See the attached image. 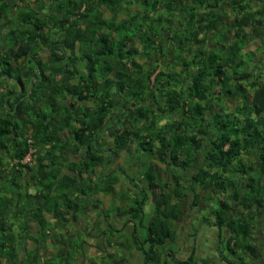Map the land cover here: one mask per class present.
<instances>
[{"label":"trees","instance_id":"16d2710c","mask_svg":"<svg viewBox=\"0 0 264 264\" xmlns=\"http://www.w3.org/2000/svg\"><path fill=\"white\" fill-rule=\"evenodd\" d=\"M256 40L262 55L264 0H0V263L70 264L67 226L125 180L134 192L113 211L144 229L131 231L142 264L166 263L188 194L213 200L231 254L264 263L249 241L264 218V72L243 51ZM121 153L135 175L113 165Z\"/></svg>","mask_w":264,"mask_h":264},{"label":"rangeland","instance_id":"374dc122","mask_svg":"<svg viewBox=\"0 0 264 264\" xmlns=\"http://www.w3.org/2000/svg\"><path fill=\"white\" fill-rule=\"evenodd\" d=\"M259 6V5H258ZM222 7V6H221ZM224 7V6H223ZM229 6H225L226 10V16L225 19L223 20V26L225 25H230L233 20V15L235 12L231 9L228 8ZM256 8V6H253ZM252 8V7H251ZM258 8V7H257ZM250 10V9H249ZM105 15L108 16V12L105 10ZM163 20V19H162ZM259 41H251L246 43L243 46V51H248L250 54L251 64L249 66L250 71H256V72H264V54L260 55L257 46H258ZM261 56V57H260ZM162 64V63H161ZM251 96V95H250ZM234 100L229 97L228 103L230 105H234ZM108 139V137L106 136ZM245 160L248 161V159L251 160L250 157L243 156ZM248 158V159H247ZM144 160H151L154 161L156 164V169H157V175L158 178L161 181L167 180L171 181L173 179L172 176H170L169 172L166 170L165 166L161 164L155 156H150L146 155L144 156ZM113 165H121L125 166L126 172L129 175H135L134 169H132L129 164L127 165L125 163V154L121 153L120 155H114V160H113ZM125 180V179H124ZM129 181L125 180L122 181L121 183L117 184L115 186V189L113 193L110 195H107L103 192L97 193L96 196L101 198L102 201L104 202V207L109 206L110 204L114 202H119V204H125L123 203V200L121 199L120 195L125 192L128 194L129 192L133 193L134 188L131 185V183H128ZM85 183H88L86 180ZM34 187V186H32ZM32 191H35L34 188L31 189ZM148 200H145V204L143 205V209L146 214H150L153 211V202L152 199L155 198L156 194L152 191H148ZM221 196V195H219ZM211 199V198H210ZM206 200V199H200L197 205H192V195L188 194L184 198L183 202V214L178 219L175 223V227L177 229V239L175 242L168 243L165 245V251L163 249V253H165L167 250L168 252H171L172 255L176 256L177 260L173 261L170 258L167 259V262L165 264H180L181 261L185 259L188 254H190L189 248H192L193 246L195 247V243H198L199 246L202 248V253L199 255L202 260L205 259V257L210 254V262L213 260V257L217 260L216 264H221L220 259L221 258L218 253H222L226 257L230 259H234L232 255H230V252L228 251L227 248H218L215 251V246L213 244L216 242V245L219 244V238H218V228L217 226L213 225L212 221L208 222L207 218H210V210L214 208V203L213 200ZM208 203V204H207ZM118 204V205H119ZM115 205V204H114ZM111 214V217L115 216L116 213L112 210L109 211H102V209L96 210L93 207H90L86 213L91 214V216L88 218L87 214H82L80 215V220L73 226L72 224H69L68 227V232L72 234L73 236V243H75L78 247L77 252L75 256H73V260H71L70 264H101V260H103L104 264H116L113 260L117 261L118 264H142L143 259L142 255L140 252L138 253L137 256H134V258H131V260L125 261L124 254L128 249V246H131L130 243L131 241V236L132 233L131 231L133 229H136V233L139 236H142L144 233V229L139 225L137 220H131L129 222H126L125 216H119L117 218H106L105 213ZM47 217L49 218V215L46 214ZM259 215V214H258ZM84 216V217H83ZM127 216V215H126ZM92 217V218H91ZM98 217V218H97ZM207 217V218H203ZM50 221H53V219L49 218ZM98 220L99 221V227L96 225V229L94 230L92 227V221ZM144 221L147 220V218H143ZM134 221V222H133ZM126 222V223H125ZM111 224V226H109ZM134 227V228H133ZM194 227L196 228V232L194 231ZM54 228L58 230L59 232L61 231L64 235H67L68 233L65 232L64 229H59L54 225ZM35 225L34 222L30 223V233L35 234ZM101 229L105 230V233H101L99 235V231ZM251 237L249 238V241L252 243H255L259 249L258 253L264 254V218L258 216L255 221H254V226L251 230ZM195 233L194 235H192ZM78 234V235H77ZM92 236V237H91ZM100 236V238H99ZM216 236V239H215ZM111 238L112 241H108V239ZM141 240V238H140ZM120 242V243H119ZM129 242V243H128ZM26 244H28L27 248H31L34 246V243L31 240H26ZM87 246V245H91ZM61 245V244H60ZM60 245H54L50 241L47 242V254H54L53 260H57L59 257V249ZM211 248L209 249L208 248ZM110 248L111 252L110 257L107 256V253L105 252L102 255V250L105 248ZM124 247H127L124 248ZM198 248V247H195ZM58 250V251H57ZM210 251L207 253V251ZM57 251V252H56ZM83 251V252H81ZM56 252V253H55ZM192 252V251H191ZM124 253V254H122ZM216 253V254H214ZM199 254V249L198 251H194L193 256L198 258ZM165 255V254H164ZM49 257V256H45ZM261 257V256H260ZM264 258V255H262ZM124 258V259H123ZM243 258L244 255H243ZM52 260V261H53ZM246 260V258H245ZM248 261V260H247ZM226 263V262H224ZM223 263V264H224ZM1 264V263H0ZM2 264H5V262H2ZM209 264V263H208ZM259 264H264L263 262H259Z\"/></svg>","mask_w":264,"mask_h":264},{"label":"crops","instance_id":"0c3cea01","mask_svg":"<svg viewBox=\"0 0 264 264\" xmlns=\"http://www.w3.org/2000/svg\"><path fill=\"white\" fill-rule=\"evenodd\" d=\"M257 41H259V40H257ZM260 43V42H259ZM259 43H258V45H259ZM97 193H100V192H96V194ZM107 195H110V194H107ZM99 198V197H98ZM100 200H101V203H100V206L98 207V208H96V210H99V209H102V211H109V210H112L116 205H118L119 204V202H114V203H112V204H110L109 206H106V207H104L103 205H104V202L102 201V199L101 198H99ZM124 203V202H123ZM115 204V205H114ZM120 205V204H119ZM87 216H88V218L91 216V214L89 213V214H87ZM46 217H47V215H46ZM118 217V215H115V216H113V217H110V218H117ZM92 218V217H91ZM98 218V217H97ZM208 219V222L209 221H212V223L214 222V218H207ZM92 223V222H91ZM210 223V222H209ZM216 226V225H215ZM218 228V227H217ZM178 229V228H177ZM196 232V231H195ZM216 233H218V238H219V244H217L216 245V242L213 244V246H215L214 248H215V251L218 249V248H221V246H222V248H227V246H226V240H227V238H228V236L230 235V233H229V231H228V227H226V226H224V227H222V228H218V232H216ZM139 236V235H138ZM92 237V236H91ZM99 238H100V236H99ZM141 238V236H139V239ZM215 239H216V236H215ZM233 241V240H232ZM222 242V243H221ZM130 245L131 246H128V249H127V247H124V248H126L127 249V251L125 252V254L124 253H122V254H124V257L126 258L125 259V261L126 260H128V257H129V260H131V258H134V256H137L138 255V253L140 252L139 250H137L136 249V247L133 245V244H131L130 243ZM87 246H90V247H92V244L91 245H87ZM195 247H198V248H195ZM195 247L193 246L192 248H189V249H191V251H193V253H194V251H198V249H199V254H198V258L197 257H194L193 256V258H195V259H201V258H199L200 256V254L202 253L201 251H202V248L199 246V244L198 243H195ZM208 248H209V246H208ZM210 248H211V246H210ZM209 248V249H210ZM228 249V248H227ZM229 251V250H228ZM235 251H236V254L235 255H233V254H231L230 253V255H232V257H234V259H230V258H222L221 256V254L222 253H218V255L221 257V258H218V259H220L221 261H224V260H230L231 261V263L229 262H227V263H224V262H226V261H224V262H221V264H243V263H241L240 261H243V255H245V254H243L242 252H241V250H238V249H235ZM258 252H259V250H257ZM83 252V251H82ZM102 255L106 252V253H112L111 252V249L108 247H106L105 249H103L102 251ZM208 252H210L209 250L207 251V253ZM84 253V252H83ZM141 254V253H140ZM211 254V253H210ZM210 254H208L206 257H205V259H208V258H210V257H208V256H210ZM214 254H216V253H214ZM134 255V256H133ZM262 253H259V257L260 258H263L262 257ZM124 259V258H123ZM184 260V259H183ZM209 260V259H208ZM201 261V260H200ZM239 261V262H238ZM104 261L103 260H101V264H104L103 263ZM216 262H217V260L215 259V257H213V260H212V262H210V260H209V264H216ZM259 262H260V260L258 259V257H257V259H255V262H249V264H259ZM197 264H202L201 262H198Z\"/></svg>","mask_w":264,"mask_h":264},{"label":"flooded vegetation","instance_id":"af4514ba","mask_svg":"<svg viewBox=\"0 0 264 264\" xmlns=\"http://www.w3.org/2000/svg\"><path fill=\"white\" fill-rule=\"evenodd\" d=\"M195 231H196V229H195ZM195 233H193L192 235H194ZM160 249V248H159ZM222 256V258H227L225 255H223V254H221ZM190 256H192V258H193V251L191 252V250H190V254H188V256L184 259V260H191V257ZM165 260H166V262H167V259L168 258H170L171 260H173V261H175V260H177V258H176V256H174V255H172V253L171 252H168V250L165 252V255H164V257H163ZM183 260V261H184ZM212 262V261H211ZM239 262V261H238ZM165 264V263H164Z\"/></svg>","mask_w":264,"mask_h":264},{"label":"clouds","instance_id":"9594fccd","mask_svg":"<svg viewBox=\"0 0 264 264\" xmlns=\"http://www.w3.org/2000/svg\"><path fill=\"white\" fill-rule=\"evenodd\" d=\"M30 154V153H29ZM28 155V154H27ZM27 155L22 159V162H24L25 158L27 157ZM31 161H32V156L30 154V161H26L24 163H27V164H31Z\"/></svg>","mask_w":264,"mask_h":264},{"label":"built area","instance_id":"2783aa9c","mask_svg":"<svg viewBox=\"0 0 264 264\" xmlns=\"http://www.w3.org/2000/svg\"><path fill=\"white\" fill-rule=\"evenodd\" d=\"M26 161H30V154L29 153H28L27 157L25 158L24 162H26Z\"/></svg>","mask_w":264,"mask_h":264},{"label":"water","instance_id":"95a60500","mask_svg":"<svg viewBox=\"0 0 264 264\" xmlns=\"http://www.w3.org/2000/svg\"><path fill=\"white\" fill-rule=\"evenodd\" d=\"M31 79H33V77Z\"/></svg>","mask_w":264,"mask_h":264}]
</instances>
